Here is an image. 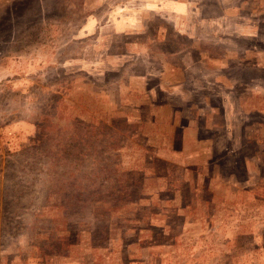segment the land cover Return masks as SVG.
Here are the masks:
<instances>
[{
  "label": "rangeland",
  "instance_id": "rangeland-1",
  "mask_svg": "<svg viewBox=\"0 0 264 264\" xmlns=\"http://www.w3.org/2000/svg\"><path fill=\"white\" fill-rule=\"evenodd\" d=\"M234 1L0 0V264H264V0Z\"/></svg>",
  "mask_w": 264,
  "mask_h": 264
},
{
  "label": "crops",
  "instance_id": "crops-1",
  "mask_svg": "<svg viewBox=\"0 0 264 264\" xmlns=\"http://www.w3.org/2000/svg\"><path fill=\"white\" fill-rule=\"evenodd\" d=\"M180 0H167V3H168V6H169V14H172V13H176L178 11V8H181L183 6V4H181V2H178ZM237 0H235L234 2H236ZM225 2V0H223V3ZM159 6V5H158ZM185 6V5H184ZM161 7H162V4H161ZM172 16H174L172 14ZM250 26H252L251 24H249L247 27L250 28ZM185 31L189 34L192 33V29H185ZM245 34V33H244ZM238 37H241V35L237 34ZM251 72H252V67H251ZM250 76H253V73L250 75ZM236 78V77H235ZM262 91L264 92V88L262 89ZM225 110V109H224ZM224 115L226 113V111H223L222 112ZM203 126H201V128H203ZM203 140V139H202ZM202 142V141H201Z\"/></svg>",
  "mask_w": 264,
  "mask_h": 264
}]
</instances>
